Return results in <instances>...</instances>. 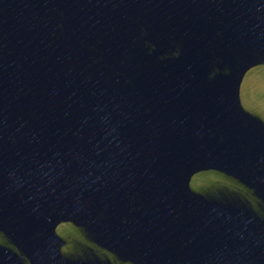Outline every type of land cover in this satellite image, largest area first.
<instances>
[{"label":"water","instance_id":"water-1","mask_svg":"<svg viewBox=\"0 0 264 264\" xmlns=\"http://www.w3.org/2000/svg\"><path fill=\"white\" fill-rule=\"evenodd\" d=\"M264 172V0H0V149Z\"/></svg>","mask_w":264,"mask_h":264}]
</instances>
